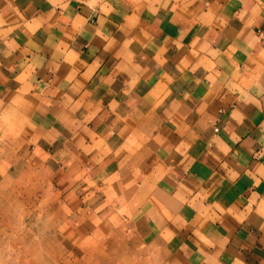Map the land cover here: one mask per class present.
<instances>
[{"label":"crops","instance_id":"1","mask_svg":"<svg viewBox=\"0 0 264 264\" xmlns=\"http://www.w3.org/2000/svg\"><path fill=\"white\" fill-rule=\"evenodd\" d=\"M0 136L116 263L264 264V0H0Z\"/></svg>","mask_w":264,"mask_h":264},{"label":"rangeland","instance_id":"2","mask_svg":"<svg viewBox=\"0 0 264 264\" xmlns=\"http://www.w3.org/2000/svg\"><path fill=\"white\" fill-rule=\"evenodd\" d=\"M13 144L0 140V264H119L82 227L77 176L31 165Z\"/></svg>","mask_w":264,"mask_h":264},{"label":"built area","instance_id":"3","mask_svg":"<svg viewBox=\"0 0 264 264\" xmlns=\"http://www.w3.org/2000/svg\"><path fill=\"white\" fill-rule=\"evenodd\" d=\"M214 130L216 131L217 129L215 128Z\"/></svg>","mask_w":264,"mask_h":264}]
</instances>
